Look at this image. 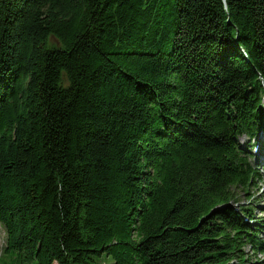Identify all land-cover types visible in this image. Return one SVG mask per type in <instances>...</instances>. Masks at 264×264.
Returning a JSON list of instances; mask_svg holds the SVG:
<instances>
[{
  "label": "trees",
  "instance_id": "16d2710c",
  "mask_svg": "<svg viewBox=\"0 0 264 264\" xmlns=\"http://www.w3.org/2000/svg\"><path fill=\"white\" fill-rule=\"evenodd\" d=\"M262 165L264 0H0V264H264Z\"/></svg>",
  "mask_w": 264,
  "mask_h": 264
},
{
  "label": "rangeland",
  "instance_id": "374dc122",
  "mask_svg": "<svg viewBox=\"0 0 264 264\" xmlns=\"http://www.w3.org/2000/svg\"><path fill=\"white\" fill-rule=\"evenodd\" d=\"M260 175L263 177L262 183H260L255 188L247 191L246 194H242V196L233 203L235 208H239L240 206H244L246 208H252L255 214L260 217V220L264 221V165L260 166L259 170ZM1 244L4 245V234L3 232L0 235ZM112 263L111 260H109ZM105 264H108V262Z\"/></svg>",
  "mask_w": 264,
  "mask_h": 264
}]
</instances>
